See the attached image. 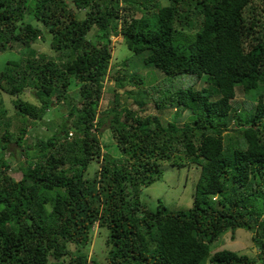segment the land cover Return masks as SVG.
I'll return each instance as SVG.
<instances>
[{"label":"trees","instance_id":"1","mask_svg":"<svg viewBox=\"0 0 264 264\" xmlns=\"http://www.w3.org/2000/svg\"><path fill=\"white\" fill-rule=\"evenodd\" d=\"M168 1L0 0V53L46 34L60 57L39 59L30 49L8 62L16 68L0 70V264H101L83 250L94 224L108 229L103 264H264V0ZM92 30L96 38L87 37ZM118 35L166 76L162 92L124 90L125 104L141 110L149 93L161 92L169 101L154 100L159 112L179 107L194 119L181 123L177 112L165 123L120 101L98 112ZM204 74L209 87L195 89ZM125 79L115 78L116 90ZM128 80L144 83L135 73ZM74 85L77 103L67 116L27 141L28 128ZM237 86L256 103L233 104ZM26 88L36 103L24 98ZM2 90L15 97L13 115ZM107 131L108 146L99 138ZM12 143L20 179L9 173ZM165 162L200 167L188 210L153 209L140 199ZM238 228L254 233L256 256L211 252Z\"/></svg>","mask_w":264,"mask_h":264},{"label":"rangeland","instance_id":"2","mask_svg":"<svg viewBox=\"0 0 264 264\" xmlns=\"http://www.w3.org/2000/svg\"><path fill=\"white\" fill-rule=\"evenodd\" d=\"M168 0H160L161 5H167ZM73 6V5H72ZM85 10L79 11L80 16L84 15ZM35 25H38L40 28H44V26L38 21H32ZM97 31L92 30L88 34V38L97 37ZM50 35H44V37H39L36 41H33L30 46L24 47L20 46V44L14 43L12 46L7 48L5 51L0 53V70L6 68L7 66L10 68H14L15 66L9 64V61H21L22 58L29 57L27 53L30 49L36 50V58H41L43 55L45 59L59 60L58 54L55 53L49 45ZM111 47H112V55L110 60V67L105 78V84L102 90V96L98 106V112L105 111L107 108L113 105V101L122 103V106H127L128 108L137 111L138 115L146 116L152 114H158L161 117L163 122L171 121L177 112L180 115V122H190L194 119V115L188 110H180L179 107H169L159 112L156 108L154 100L160 99L164 100L165 103L168 104L169 98H165L161 93L160 83L165 81V74L156 69L145 65L142 62L140 56L133 54L131 50H129L121 38L120 35L111 37ZM34 57V56H33ZM123 60H126L128 66L117 68ZM16 68V67H15ZM130 68V69H129ZM136 71V72H134ZM135 73L136 78L144 79V83H132L128 80L129 75ZM125 74L126 79L123 81V86L116 90L115 78L117 76H122ZM207 74H204L193 87L195 89H204L209 87V80L207 79ZM180 80V79H179ZM159 87L160 93L154 94L149 93L150 95H154V97L147 98L144 107L140 110L137 109L136 105L130 99L128 103L125 104L124 90L133 89L135 91L139 89H150L151 87ZM31 88H26L25 91L28 94L25 95V99L31 102L36 103L37 99L32 94L33 90ZM116 91L117 99L115 98ZM79 85H74L66 90V94L70 99L61 98L59 101L53 100L51 107L46 112V115L42 118L43 120H38L36 124L31 125L28 128V132L26 133L27 141L32 142L35 140L36 136L47 135L51 133V129L46 126L45 123L51 121L57 122L59 120L60 115L67 116L68 109L74 103H77L76 98H78ZM2 96L5 101V107L7 109V113L9 115H13L15 111V105L13 103L12 97L5 93L4 90L1 91ZM218 98L217 95H213L212 99ZM258 97L253 96L252 94L246 95L241 87L237 86L235 88V97L232 100L233 104H242L244 102L251 101L252 103H256ZM260 101L264 102V95L260 96ZM178 108V110H176ZM43 121V124L41 123ZM49 123V125H50ZM19 125V122L17 123ZM28 127V126H27ZM233 127V122L228 124V127L223 130V133L229 131L230 128ZM16 129V124L11 127V130ZM103 135H99L100 141L102 145L112 143L113 139L110 137V132H103ZM231 133V132H228ZM104 149V148H103ZM10 150L12 152V156H10L12 163V168L9 169V173H11L12 177L15 179L21 178V173L17 169V157L15 151H19L20 149L15 143L10 144ZM105 149L103 150V152ZM21 158V157H20ZM164 166L158 173L155 174L158 179H155L150 185L142 187L140 199L149 204L151 208H156V206L163 204L170 210H188L192 206L193 197L196 190V184L200 175V167L198 165L189 164L188 162L184 163V165H173L169 162H165ZM93 170H95L98 166L97 163H93ZM159 175V176H158ZM234 235H231V232H226L218 237L211 244V252L217 251L219 249H230L236 251L240 254H246L249 257L256 256L258 249L257 245L253 241L254 233L252 231H247L244 228H238L234 231ZM233 236V237H232ZM107 237H108V229L104 226L100 227L97 224H94L92 227L91 240L90 243L83 249L84 252L88 254V256H94L96 260H98L101 264L105 261V253L107 249ZM210 264V263H207Z\"/></svg>","mask_w":264,"mask_h":264},{"label":"clouds","instance_id":"3","mask_svg":"<svg viewBox=\"0 0 264 264\" xmlns=\"http://www.w3.org/2000/svg\"><path fill=\"white\" fill-rule=\"evenodd\" d=\"M71 135H72V132L70 131L67 138L71 139Z\"/></svg>","mask_w":264,"mask_h":264}]
</instances>
